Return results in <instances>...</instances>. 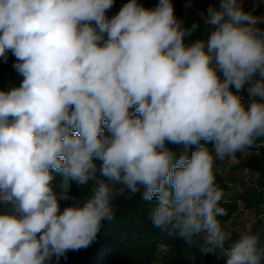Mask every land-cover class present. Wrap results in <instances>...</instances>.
<instances>
[{"label":"clouds","instance_id":"1","mask_svg":"<svg viewBox=\"0 0 264 264\" xmlns=\"http://www.w3.org/2000/svg\"><path fill=\"white\" fill-rule=\"evenodd\" d=\"M113 4L0 0V57L10 50L23 77L0 90V264L89 247L114 218L117 185L155 201L156 228L202 236L203 254L264 264L257 235L226 247L214 175L215 159L264 137V16L219 0L188 41L200 24L186 26L172 0H128L109 18ZM70 181L92 182L91 195L71 196Z\"/></svg>","mask_w":264,"mask_h":264},{"label":"trees","instance_id":"2","mask_svg":"<svg viewBox=\"0 0 264 264\" xmlns=\"http://www.w3.org/2000/svg\"><path fill=\"white\" fill-rule=\"evenodd\" d=\"M128 0H114L113 7L106 12L111 18L116 15ZM146 8H154L158 0H138ZM174 12L178 19L185 21L186 26L193 22L200 24V29L188 37V41L201 38L204 32L203 16L209 6H218L219 0H172ZM7 62H3L1 70L0 90H9L18 87L23 77L13 68L16 58L9 50ZM0 61H4L0 57ZM241 95L245 100L247 86ZM174 147V146H171ZM210 150L212 146L209 145ZM178 152L179 149H175ZM245 150L256 151L257 159L250 160L246 166L256 173V178L242 189L233 191L222 173L214 170L215 181L223 191L224 196L220 205L225 208L226 215L219 216L221 225L229 222L241 209L255 212L257 219L248 234L257 235L263 245L264 241V137H258L256 142ZM232 155H241L236 152ZM226 156L223 160L215 159L216 165L226 163L232 157ZM59 177L54 181L59 190ZM92 182L79 186L70 181V195L82 198L91 193ZM116 186L114 195V218L104 221L101 231L95 241L87 248L69 251L66 257L59 261L52 258L51 264H226V257L217 250L216 254H203L200 249L203 245L202 236H195L191 244L178 235H168L166 231L156 228L150 219V213L155 201L145 202L140 194H131L127 191L120 193ZM71 202L61 201V207ZM231 233L228 245L241 235L235 229L226 228Z\"/></svg>","mask_w":264,"mask_h":264},{"label":"rangeland","instance_id":"3","mask_svg":"<svg viewBox=\"0 0 264 264\" xmlns=\"http://www.w3.org/2000/svg\"><path fill=\"white\" fill-rule=\"evenodd\" d=\"M3 62L4 61H0V78H1V70L3 69V65H2ZM258 157L259 155L256 151L243 150L241 151L240 156L232 155L230 160H228L226 163L219 165H216L214 163V170L222 173V175L228 181L230 188L233 191H236L238 189H242L244 184L246 183L249 184L256 178L257 174L251 171L246 166V163L250 160L257 159ZM90 195L91 193L80 198V200H85ZM70 203L71 202L65 204L64 206ZM112 205L114 207V197L112 199ZM64 206H62L61 208H63ZM256 219L257 216L255 212L241 209L233 216V218L229 222L222 225V227L225 226L226 228L235 229L240 234H248L253 224L255 223ZM263 245H264V241H263ZM227 246L228 243L226 242V247Z\"/></svg>","mask_w":264,"mask_h":264},{"label":"built area","instance_id":"4","mask_svg":"<svg viewBox=\"0 0 264 264\" xmlns=\"http://www.w3.org/2000/svg\"><path fill=\"white\" fill-rule=\"evenodd\" d=\"M243 8L245 11H252L254 9V15L264 16V0L255 1L254 4H247L243 0Z\"/></svg>","mask_w":264,"mask_h":264},{"label":"crops","instance_id":"5","mask_svg":"<svg viewBox=\"0 0 264 264\" xmlns=\"http://www.w3.org/2000/svg\"><path fill=\"white\" fill-rule=\"evenodd\" d=\"M247 4H254L258 0H244Z\"/></svg>","mask_w":264,"mask_h":264}]
</instances>
